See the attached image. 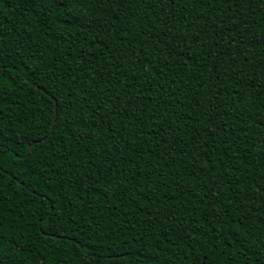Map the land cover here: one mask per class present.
<instances>
[{
    "label": "trees",
    "instance_id": "1",
    "mask_svg": "<svg viewBox=\"0 0 264 264\" xmlns=\"http://www.w3.org/2000/svg\"><path fill=\"white\" fill-rule=\"evenodd\" d=\"M0 264H264V0H0Z\"/></svg>",
    "mask_w": 264,
    "mask_h": 264
},
{
    "label": "water",
    "instance_id": "2",
    "mask_svg": "<svg viewBox=\"0 0 264 264\" xmlns=\"http://www.w3.org/2000/svg\"><path fill=\"white\" fill-rule=\"evenodd\" d=\"M55 103H56V102H55ZM56 115H57V111H56V106H55L54 120H53V124H52V127H51V131H50V134L48 135V137L51 135V133H52V131H53V129H54V125H55V121H56ZM48 137H46V138H44V139H47ZM33 145H34V143L31 144V145L29 146V150H28V152L32 149Z\"/></svg>",
    "mask_w": 264,
    "mask_h": 264
}]
</instances>
